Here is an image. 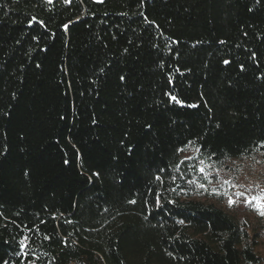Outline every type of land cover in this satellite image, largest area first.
<instances>
[{"label":"trees","instance_id":"1","mask_svg":"<svg viewBox=\"0 0 264 264\" xmlns=\"http://www.w3.org/2000/svg\"><path fill=\"white\" fill-rule=\"evenodd\" d=\"M254 158L264 0H0V264H264Z\"/></svg>","mask_w":264,"mask_h":264},{"label":"rangeland","instance_id":"2","mask_svg":"<svg viewBox=\"0 0 264 264\" xmlns=\"http://www.w3.org/2000/svg\"><path fill=\"white\" fill-rule=\"evenodd\" d=\"M218 177L220 191L227 196V205L229 197H232L235 200L232 210L244 217L253 227L264 225V216L259 215L254 207L245 205L247 197L264 196V160L254 158L234 162L230 164L229 169L222 170ZM237 192L244 193V196L237 197ZM257 251L264 254V237L261 238Z\"/></svg>","mask_w":264,"mask_h":264},{"label":"snow or ice","instance_id":"3","mask_svg":"<svg viewBox=\"0 0 264 264\" xmlns=\"http://www.w3.org/2000/svg\"><path fill=\"white\" fill-rule=\"evenodd\" d=\"M49 2H51V0H49ZM225 63H228V62L225 61ZM121 79H123V77H121ZM173 99L175 100L176 98L173 97ZM200 171L203 172L204 169L201 168ZM201 187H203V185H201ZM236 196L237 197L244 196V193L237 192ZM132 202L134 203V201H132ZM253 202H255V203H253ZM234 204H235V200L232 197H229V199H228L229 207H232ZM245 205L249 206V207H254L259 215L264 216V196L247 197L245 199Z\"/></svg>","mask_w":264,"mask_h":264}]
</instances>
